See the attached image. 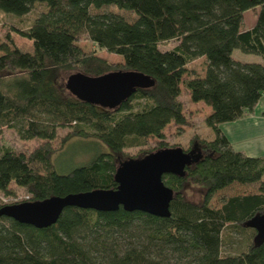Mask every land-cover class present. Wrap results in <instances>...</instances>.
<instances>
[{"label": "trees", "instance_id": "1", "mask_svg": "<svg viewBox=\"0 0 264 264\" xmlns=\"http://www.w3.org/2000/svg\"><path fill=\"white\" fill-rule=\"evenodd\" d=\"M36 5L29 25L15 28L29 48L9 35L0 42V132L12 128L21 139L42 142L31 151L0 147V207L11 184L26 189L28 201L116 188L123 150L150 136L157 146L137 157L171 147L163 129L185 123L180 85L192 102L210 107L204 121L212 138L193 139L198 156L183 175L162 176L173 191L169 215L68 206L46 227L0 215V264H264V241L256 244L257 232L247 224L264 211V154L235 150L220 128L251 112L264 91V0H0V10L16 16ZM256 6L254 23L241 29L243 12ZM83 36L121 57L120 69L152 77L153 85L112 109L77 99L65 88L67 75L113 69L84 50ZM169 41L175 45L160 46ZM234 48L260 60H236ZM198 57L205 61L202 73L188 66ZM65 127L71 129L61 146L72 135H94L109 150L58 172L51 142ZM235 183L255 190L211 205L215 192ZM187 186L201 190L200 200L186 197ZM239 236L242 246L226 252Z\"/></svg>", "mask_w": 264, "mask_h": 264}, {"label": "water", "instance_id": "2", "mask_svg": "<svg viewBox=\"0 0 264 264\" xmlns=\"http://www.w3.org/2000/svg\"><path fill=\"white\" fill-rule=\"evenodd\" d=\"M154 80L136 69L111 70L99 75L70 73L65 88L77 99L106 108L118 107L137 89L152 86ZM198 154L195 149L180 146L158 149L138 158L121 161L115 170L116 188H96L64 195H51L43 200L9 203L0 207V215L35 227L54 223L68 206L96 210H141L157 216L169 215L172 189L163 181L164 174L183 175L185 166ZM256 230L255 242L264 241V211L248 222Z\"/></svg>", "mask_w": 264, "mask_h": 264}, {"label": "rangeland", "instance_id": "3", "mask_svg": "<svg viewBox=\"0 0 264 264\" xmlns=\"http://www.w3.org/2000/svg\"><path fill=\"white\" fill-rule=\"evenodd\" d=\"M40 8V5H36L29 13L22 16H16L0 10V42L8 43L7 35H9L20 48H29V42L20 36L15 31V28L27 27L32 17L40 10ZM110 8L114 9L112 6H110ZM257 11L258 6L247 9L243 12L241 29H246L252 26L255 21ZM79 44L86 52H90L91 54L100 57L103 59L105 64L111 65L113 67L112 70H114V68L115 70H117V68L120 69L119 66L122 62L121 57L107 52L104 49H99L84 36L80 39ZM174 45L175 41H169L162 43L160 46L162 48H171ZM231 57L236 60L249 62L260 60L259 55L245 53L237 48L232 50ZM204 62V58L198 57L191 61L188 66L189 68L196 69L199 73H202L205 67ZM178 98L181 100L183 105L185 123L183 125H177L172 122L167 124L163 129V141L167 144V146H180L185 150H190L193 139L197 138L198 140H208L212 138V131L204 121V118L209 112L210 108L203 102H192L189 98L187 90L183 85H180V94ZM70 129V127L59 128L57 130V139L51 142L52 147L55 148L51 155V162L53 163L55 169L60 173L68 172L73 167L86 162L90 157H92V155L100 151L109 150V147L94 135H72L67 138L61 146L62 137L65 136L66 133L70 131ZM41 142V140L34 138L21 139L16 131L12 128L3 127L0 132V147L9 146L19 150L31 151ZM158 142L159 141L156 137H147L142 146L130 147L123 150L124 158L122 160L138 158V153H140L142 149L153 148L157 146ZM262 179H264V175ZM10 186L12 194L9 196H5L3 194L1 195V198L6 204L28 201L27 199L29 197V193L26 191V189L16 187L13 184ZM254 190V185H241L235 183L222 190H219L218 192H215L210 200V203L213 206H219L225 197L233 194L252 192ZM201 193L202 192L199 188L195 189L189 186L186 187L185 195L190 200H200ZM242 240H244V237H234V240H231L229 242L230 244H227V246L224 247V250L226 252L237 251L242 246Z\"/></svg>", "mask_w": 264, "mask_h": 264}, {"label": "crops", "instance_id": "4", "mask_svg": "<svg viewBox=\"0 0 264 264\" xmlns=\"http://www.w3.org/2000/svg\"><path fill=\"white\" fill-rule=\"evenodd\" d=\"M220 128L235 150L251 156L264 154V91L251 112Z\"/></svg>", "mask_w": 264, "mask_h": 264}]
</instances>
